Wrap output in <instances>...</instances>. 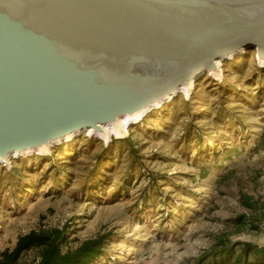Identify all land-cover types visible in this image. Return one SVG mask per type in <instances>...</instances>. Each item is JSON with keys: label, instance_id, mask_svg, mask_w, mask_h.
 I'll list each match as a JSON object with an SVG mask.
<instances>
[{"label": "rangeland", "instance_id": "374dc122", "mask_svg": "<svg viewBox=\"0 0 264 264\" xmlns=\"http://www.w3.org/2000/svg\"><path fill=\"white\" fill-rule=\"evenodd\" d=\"M219 72L108 142L0 164V264H207L225 247V264H264V66L250 51Z\"/></svg>", "mask_w": 264, "mask_h": 264}, {"label": "water", "instance_id": "95a60500", "mask_svg": "<svg viewBox=\"0 0 264 264\" xmlns=\"http://www.w3.org/2000/svg\"><path fill=\"white\" fill-rule=\"evenodd\" d=\"M250 51L264 0H0V159L100 139Z\"/></svg>", "mask_w": 264, "mask_h": 264}, {"label": "bare ground", "instance_id": "6f19581e", "mask_svg": "<svg viewBox=\"0 0 264 264\" xmlns=\"http://www.w3.org/2000/svg\"><path fill=\"white\" fill-rule=\"evenodd\" d=\"M257 61H258V63L260 65L264 66L263 62H261L258 59H257ZM222 62H226V61H222ZM222 62L221 61L217 62L216 63V70L214 72H210V73H208L206 75H211L212 77H217L218 78L219 74H220L219 71H220V66H221ZM193 86H194V84H190L189 86L184 88L180 94H185L187 96L190 93V90L192 89ZM169 101L170 100H168L167 102H169ZM159 107H160V105L157 106L156 109L159 108ZM129 119H132L133 124H131V125H134V124H137V123L141 122L143 118L140 121H139V119H140L139 116H133V117H130V118L120 119L114 124L105 126L103 128V130L100 133H96V135L99 138H103L106 142L109 141L111 135H115V136L124 135L126 133V129L129 126H131V125H128ZM87 134L90 135L91 132H88ZM68 141H65V142H68ZM48 150H49L48 147H43V148H41V149H39L37 151H38L39 154H45V153L49 152ZM27 155H28V153H25V154H23V155H21L19 157H18V155H13L12 157L4 159V160L0 159V163H1V165H8L11 159H16V158L18 159L20 157H24V156H27Z\"/></svg>", "mask_w": 264, "mask_h": 264}, {"label": "trees", "instance_id": "16d2710c", "mask_svg": "<svg viewBox=\"0 0 264 264\" xmlns=\"http://www.w3.org/2000/svg\"><path fill=\"white\" fill-rule=\"evenodd\" d=\"M233 255H234V248L230 247L229 249H227L225 247L219 251L213 252L209 256L208 261H210V262H208L207 264H217V262H218L217 260L222 261V264H223L224 261H227ZM247 256H248V252L246 253V251H245L242 256H240L236 259L235 263L236 264H256L255 262H248L246 260Z\"/></svg>", "mask_w": 264, "mask_h": 264}]
</instances>
